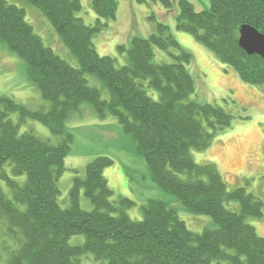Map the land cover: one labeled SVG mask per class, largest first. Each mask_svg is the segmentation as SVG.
Instances as JSON below:
<instances>
[{
  "label": "trees",
  "instance_id": "1",
  "mask_svg": "<svg viewBox=\"0 0 264 264\" xmlns=\"http://www.w3.org/2000/svg\"><path fill=\"white\" fill-rule=\"evenodd\" d=\"M28 1L49 18L80 67L44 43L24 8L0 0V43L24 59L27 79L50 101L48 110L31 109L0 95V223L7 238L0 239V264H79L87 251L105 260L101 264H264V237L246 220L248 215L263 216L264 201L244 188L228 190L215 163L197 164L193 157V150L207 149L232 118L221 106L193 98L195 81L187 68L192 55L169 25L158 20L148 37L135 35L128 47L119 44L128 61L118 65L116 57L99 54L93 42L94 34L117 17V0H92L95 24L78 17L81 0ZM162 2L171 9L175 0ZM177 4L178 30L193 34L243 81L264 85V58L248 54L239 44L242 24L264 33V0H210L202 10L190 0ZM155 48L174 60L154 62ZM85 73L103 80L109 99L88 84ZM145 80L159 93L157 100ZM83 101L102 118L115 116L135 140L152 179L188 210L210 215L217 227L194 231L170 203L157 198L144 204L143 219H132L127 209L135 202L114 198L104 175L114 163L107 155L89 162L84 177L75 175L69 204L62 206L58 180L74 140L66 123ZM12 112L19 113L17 122L10 118ZM28 118L47 126L58 141L21 132ZM82 192L92 209L81 206ZM232 200L239 202V211L226 206ZM76 234L85 235L83 244L70 243Z\"/></svg>",
  "mask_w": 264,
  "mask_h": 264
},
{
  "label": "rangeland",
  "instance_id": "2",
  "mask_svg": "<svg viewBox=\"0 0 264 264\" xmlns=\"http://www.w3.org/2000/svg\"><path fill=\"white\" fill-rule=\"evenodd\" d=\"M26 11V19L43 38L44 43L71 65L79 68L78 58L62 41L49 18L37 6L28 0H8ZM82 8L77 12L87 24H95L97 14L92 8V0H81ZM117 17L108 22V26L96 32L93 42L99 54L117 58L118 65L128 61L127 52L121 53L118 45L129 46L133 36L148 37L157 30V21L169 25L170 32L180 45L192 55L187 68L195 81L193 98L221 106L231 115V124L217 131L211 145L204 150H193L197 164L213 162L218 167L228 190L244 188L249 193L264 201V85L243 81L236 70L221 63L214 52L189 32L178 30L175 25L178 0L167 9L162 0H117ZM198 10L210 6V0H190ZM155 16V18H152ZM175 51L176 50H172ZM171 55L160 48H155L154 62H171ZM88 84L98 88L104 99L110 98V92L103 80L93 73H85ZM144 84L149 94L158 99L159 93ZM0 95H7L26 104L31 109L50 108V101L43 98L40 89L27 79L26 62L17 53L0 43ZM10 118L17 122L18 112H12ZM72 130L74 140L71 151L65 158L66 171L60 176L58 185L61 189L59 202L69 204V190L75 175L84 177L86 166L99 155H107L114 163L105 168L104 175L108 185L114 190V198L127 197L135 204L127 209L134 220L144 217L143 206L150 198H157L170 203L183 218L188 227L201 232L206 227L216 228L214 219L204 213L188 210L172 193L163 190L151 177L144 156L137 151V144L131 135L126 134L113 115L100 117L91 103L83 101L80 108L70 113L66 123ZM33 131L42 138L58 141L59 137L41 122L28 118L21 125V132ZM4 184V183H3ZM6 192L11 195L6 186ZM81 206L90 210L93 205L82 192ZM228 208L239 211L236 200L225 203ZM246 220L255 226L259 235L264 237V214L262 217L248 215ZM0 223V239H7ZM84 234L72 235V244H83ZM234 252L233 249H227ZM0 246V256H1ZM1 260V258H0ZM94 253L87 251L79 257V264H101ZM228 264V262H223Z\"/></svg>",
  "mask_w": 264,
  "mask_h": 264
},
{
  "label": "water",
  "instance_id": "3",
  "mask_svg": "<svg viewBox=\"0 0 264 264\" xmlns=\"http://www.w3.org/2000/svg\"><path fill=\"white\" fill-rule=\"evenodd\" d=\"M239 44L248 54H258L264 58V33L250 24L239 28Z\"/></svg>",
  "mask_w": 264,
  "mask_h": 264
}]
</instances>
